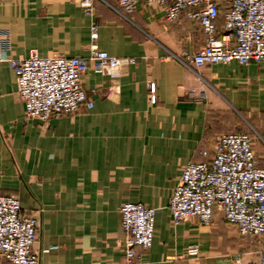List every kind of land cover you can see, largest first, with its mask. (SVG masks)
Returning <instances> with one entry per match:
<instances>
[{
  "label": "crops",
  "instance_id": "0c3cea01",
  "mask_svg": "<svg viewBox=\"0 0 264 264\" xmlns=\"http://www.w3.org/2000/svg\"><path fill=\"white\" fill-rule=\"evenodd\" d=\"M96 46L133 57L123 70H87L92 107L41 121L25 118L15 74L0 62V194H15L23 210H41L35 249L39 264H123L124 202L155 209L150 248L134 264H239L259 250L226 224L194 218L173 224L169 199L183 167L204 161L223 133H246L264 165V62L194 67L184 53L204 42L197 24L165 19L163 8L139 0L124 14L116 0H0V30L11 58L88 55ZM222 25L221 17L216 21ZM215 218V219H214ZM197 246L191 256L187 249ZM0 264H9L0 260Z\"/></svg>",
  "mask_w": 264,
  "mask_h": 264
},
{
  "label": "built area",
  "instance_id": "2783aa9c",
  "mask_svg": "<svg viewBox=\"0 0 264 264\" xmlns=\"http://www.w3.org/2000/svg\"><path fill=\"white\" fill-rule=\"evenodd\" d=\"M94 0H78V5L92 12ZM139 0H116L124 14H131ZM163 8L165 19L177 22L181 16L197 24L204 42L184 57L196 68L204 64L247 65L264 62V0H144ZM221 17L222 25L216 21ZM96 27L91 29L88 55L67 57L40 56L36 50L24 58H11L9 32L0 30V62H7L15 74L17 96L25 118L47 121L51 117L73 114L92 107V99L83 87L87 70L103 74L123 70L133 57H115L95 44ZM264 142V132L261 134ZM188 162L172 189L169 210L173 224L194 218L209 224L216 211L227 225L240 235H264V165L246 133H223L213 140L211 154ZM23 210L15 194H0V260L9 264H39L40 254L48 248L35 249L39 213ZM155 209L141 202H124L120 207V225L125 232L123 264H134L139 251L150 248L153 240ZM187 253L196 256L197 246ZM239 264H264V251L257 259Z\"/></svg>",
  "mask_w": 264,
  "mask_h": 264
},
{
  "label": "rangeland",
  "instance_id": "374dc122",
  "mask_svg": "<svg viewBox=\"0 0 264 264\" xmlns=\"http://www.w3.org/2000/svg\"><path fill=\"white\" fill-rule=\"evenodd\" d=\"M241 236L248 240L249 245L253 249H257L259 250V252L264 251V235H259V236L241 235Z\"/></svg>",
  "mask_w": 264,
  "mask_h": 264
}]
</instances>
